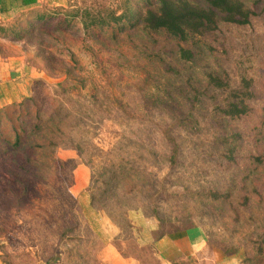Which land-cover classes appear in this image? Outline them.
<instances>
[{"label":"rangeland","instance_id":"1","mask_svg":"<svg viewBox=\"0 0 264 264\" xmlns=\"http://www.w3.org/2000/svg\"><path fill=\"white\" fill-rule=\"evenodd\" d=\"M125 4L59 0L46 6L57 17L74 14L76 24L46 39L43 57L31 43L0 41V52L28 60V95L17 103L34 96L43 123L54 122L57 143L50 149L57 159L45 172L20 173L21 183L13 186L1 183L3 264H109L107 244L138 264H158L151 244H141L147 230L128 219L132 210L155 218L163 233L200 226L225 254L244 259L257 245L264 249V13L256 9L246 25L221 22L188 43L140 28L117 40L82 29V19L119 15ZM179 45L197 57L180 59ZM207 73L233 89L242 76L250 78L256 93L252 111L230 121L241 136L234 163L223 157L230 128L216 110L229 88L208 84ZM12 108L10 115L18 110ZM5 168L13 178L9 159L0 172L10 178ZM209 191L231 196L212 201ZM242 195L251 196L247 206Z\"/></svg>","mask_w":264,"mask_h":264},{"label":"trees","instance_id":"2","mask_svg":"<svg viewBox=\"0 0 264 264\" xmlns=\"http://www.w3.org/2000/svg\"><path fill=\"white\" fill-rule=\"evenodd\" d=\"M126 0L125 9L119 15L107 18H91L81 20L82 29L88 33L91 30H100L109 33L112 40L121 39L131 33V30L142 29L147 32H164L178 42H191L197 37L214 32L221 22L246 25L256 15V9L264 13V0ZM36 0H20L22 6H29ZM49 8L36 9L34 14H19L8 23H0V38L10 42L31 43L34 54L44 55L48 51L46 39L53 33L72 31L75 28L74 14H65L57 17ZM57 17V18H56ZM122 34V35H121ZM90 37H97L95 32ZM1 51V50H0ZM198 55L190 47L179 45L178 56L184 61H191ZM49 60V59H48ZM64 72L71 73L70 68ZM68 78V77H67ZM207 83L222 89H228V95L222 106H216L221 125L230 128L229 133L223 137V157L230 163L235 162L236 153L240 146V133L230 124L231 120L248 115L252 108L249 100L256 96L252 80L245 76L240 79L238 89L230 88L226 79L206 74ZM264 96V88H263ZM29 105L32 107L30 108ZM18 110L9 114L12 107ZM40 108L34 96L26 97L21 102H12L0 108V164L9 159L13 169L5 168L10 178L0 172L1 183L13 186L15 182L21 183L16 175L22 173L45 172L48 164L54 162L52 150L57 146L53 138L52 127L54 122L43 123L40 118ZM23 177V176H22ZM24 187L27 188L25 183ZM251 192L259 195L258 190L252 188ZM231 192L209 191L208 197L212 201H229ZM251 196L242 195L240 204L247 206ZM94 203V197H91ZM155 216V215H154ZM158 221V219H157ZM153 239H159L168 232H162L159 221ZM65 231V230H64ZM151 247L152 244L150 245ZM264 249L257 245L255 252L243 259L245 264H264ZM230 253V252H226Z\"/></svg>","mask_w":264,"mask_h":264},{"label":"crops","instance_id":"3","mask_svg":"<svg viewBox=\"0 0 264 264\" xmlns=\"http://www.w3.org/2000/svg\"><path fill=\"white\" fill-rule=\"evenodd\" d=\"M58 1L36 0V3L32 5L22 6L20 0H0V23L11 21L25 10L58 4ZM0 41L10 42L3 38H0ZM27 65L28 60L22 53L8 55L0 52V108L28 95L30 75L27 72ZM83 203L87 205L89 200ZM132 212L135 214L132 219H128L132 226L147 230V235L141 244H152L158 264H245L239 254H225L222 249L212 246L200 226H192L179 232H168L154 240L152 232L158 228L155 218L143 213L137 214L139 210H132ZM137 216L140 222L133 220ZM110 225L114 226L112 222ZM115 232H118V228ZM105 250V253L110 254L108 258H105L109 264H138L136 257H123L110 244L106 245ZM0 264H3L1 260Z\"/></svg>","mask_w":264,"mask_h":264}]
</instances>
